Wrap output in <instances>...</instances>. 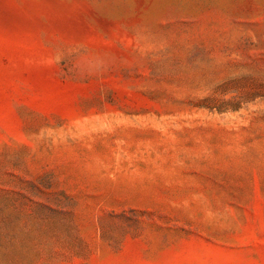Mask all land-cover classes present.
I'll return each instance as SVG.
<instances>
[{
	"label": "rangeland",
	"instance_id": "374dc122",
	"mask_svg": "<svg viewBox=\"0 0 264 264\" xmlns=\"http://www.w3.org/2000/svg\"><path fill=\"white\" fill-rule=\"evenodd\" d=\"M0 264H264V0H0Z\"/></svg>",
	"mask_w": 264,
	"mask_h": 264
}]
</instances>
